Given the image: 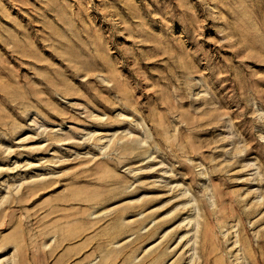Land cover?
<instances>
[{
    "label": "rangeland",
    "instance_id": "rangeland-1",
    "mask_svg": "<svg viewBox=\"0 0 264 264\" xmlns=\"http://www.w3.org/2000/svg\"><path fill=\"white\" fill-rule=\"evenodd\" d=\"M264 264V0H0V264Z\"/></svg>",
    "mask_w": 264,
    "mask_h": 264
},
{
    "label": "bare ground",
    "instance_id": "bare-ground-1",
    "mask_svg": "<svg viewBox=\"0 0 264 264\" xmlns=\"http://www.w3.org/2000/svg\"><path fill=\"white\" fill-rule=\"evenodd\" d=\"M10 264V263H9Z\"/></svg>",
    "mask_w": 264,
    "mask_h": 264
}]
</instances>
